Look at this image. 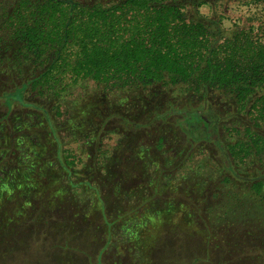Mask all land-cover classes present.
I'll return each instance as SVG.
<instances>
[{
  "label": "rangeland",
  "instance_id": "rangeland-1",
  "mask_svg": "<svg viewBox=\"0 0 264 264\" xmlns=\"http://www.w3.org/2000/svg\"><path fill=\"white\" fill-rule=\"evenodd\" d=\"M218 1L227 31L264 19V1ZM12 3L0 0V22ZM6 34L0 29V264H264V149L251 150L263 143L234 166L220 147L236 125L245 128L240 118L216 121L210 137L186 132L176 114L147 121L144 97L159 92L162 108L191 107L202 97L192 83L146 91L30 83L19 102L10 95L31 74L29 56ZM209 93L216 112L234 101L225 87ZM28 101L46 104L54 133ZM58 144L70 172L54 156Z\"/></svg>",
  "mask_w": 264,
  "mask_h": 264
},
{
  "label": "trees",
  "instance_id": "trees-1",
  "mask_svg": "<svg viewBox=\"0 0 264 264\" xmlns=\"http://www.w3.org/2000/svg\"><path fill=\"white\" fill-rule=\"evenodd\" d=\"M204 3L219 11L202 14L199 6ZM11 6L0 29L10 30L5 36L27 48L31 69L28 79L16 84L10 95L19 102L30 83L40 90L60 84L64 89L91 80L104 88L141 87L142 91L157 83H192L202 85V97L191 107L174 106L171 101L162 108L159 92L144 97L147 121L176 114L186 132L210 137L216 121L238 117L245 128L236 125L234 133H227L232 137L220 144L229 166L236 165L242 157L238 153L247 154L257 141L262 146L251 150L264 149V19L236 24L227 31L218 0H13ZM210 86L228 89L234 99L229 109L214 110L216 105L208 99ZM22 103L38 111L54 133L46 104ZM206 103L211 104L208 111ZM73 104L68 103L66 113ZM55 106L58 113L60 106ZM243 135H248L247 140ZM54 156L69 171L59 144Z\"/></svg>",
  "mask_w": 264,
  "mask_h": 264
},
{
  "label": "crops",
  "instance_id": "crops-1",
  "mask_svg": "<svg viewBox=\"0 0 264 264\" xmlns=\"http://www.w3.org/2000/svg\"><path fill=\"white\" fill-rule=\"evenodd\" d=\"M75 262H78V261H75ZM80 262H78V263H73V264H79ZM91 263V262H90ZM46 264H48V263H46ZM50 264V263H49ZM91 264H93V262L91 263Z\"/></svg>",
  "mask_w": 264,
  "mask_h": 264
}]
</instances>
